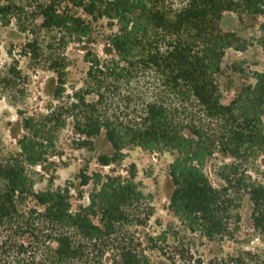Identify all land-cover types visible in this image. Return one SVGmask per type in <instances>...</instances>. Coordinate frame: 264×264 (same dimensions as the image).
I'll return each instance as SVG.
<instances>
[{"label":"trees","instance_id":"16d2710c","mask_svg":"<svg viewBox=\"0 0 264 264\" xmlns=\"http://www.w3.org/2000/svg\"><path fill=\"white\" fill-rule=\"evenodd\" d=\"M225 11L256 21L264 48V0H0V21L17 20L28 35L25 56L57 76V103L24 118L19 151L0 161V264H152V248L169 252L159 245L163 232L146 239L139 233L153 210L135 172L125 177L83 170L80 200L85 187L93 189L88 203L77 207L73 183L34 190L28 166L47 160L53 134L68 123L84 146L106 137L113 153L99 157L102 166L121 160L133 145L172 153L171 205L198 239L235 241L246 197L253 228L264 239V184L247 169L264 154V74L246 94L222 102L226 51L251 46L221 29ZM102 20L110 55L88 51L84 85L68 90L72 61L66 48L91 42ZM216 153L232 159L215 165L220 184L206 170ZM29 199L39 206H29ZM177 246L168 255L173 264L184 253ZM195 264H264V251L207 258L197 248Z\"/></svg>","mask_w":264,"mask_h":264},{"label":"rangeland","instance_id":"374dc122","mask_svg":"<svg viewBox=\"0 0 264 264\" xmlns=\"http://www.w3.org/2000/svg\"><path fill=\"white\" fill-rule=\"evenodd\" d=\"M17 24L18 21L14 19L9 23L0 21V161L19 151L18 141L27 131L23 124L24 118L47 113L48 108L57 103L56 74L25 56L28 35L21 32ZM220 27L226 32H236L251 43L244 51L228 49L223 58L220 95L222 102L227 105L238 95L246 94L250 86L256 84L258 75L264 74V48L258 42L261 35L259 24L250 18L240 21L236 12L225 11ZM108 33L107 20H102L95 25V35L91 42H71L68 45L66 53L72 61L68 90L73 86L80 88L84 85L87 71L84 57L88 51L99 53L103 58L109 57L106 50ZM49 145L50 155L47 160L28 166V176L38 193L73 183L71 193L75 207L81 202L87 204L88 195L93 189L92 184L85 187V198L80 200L79 190L82 188L78 176L83 170L90 174H121L125 177L136 173L135 183L149 199L153 210L148 226L140 228L139 233L146 239L148 235H160L163 232L159 245L169 251L164 255L159 248H152L149 251L152 264H173L168 255L175 252L174 247H179L177 245L182 247L185 256L178 254L175 264H195L197 248L207 258L213 254H234L238 250L264 251V239L252 225V205L247 197L240 209L242 223L235 241L206 242L198 239L196 233L186 231L170 200L174 189L169 175V166L175 158L172 153L146 150L133 145L124 151L121 160L102 166L99 157L113 153L106 137L100 135L92 144L84 146L70 123L53 134ZM224 162L231 163L232 159L216 153L206 166L216 184H220L221 180L215 174V165ZM247 169L253 180L264 184V154L259 153L257 158L251 160ZM28 205L39 206V203L29 199ZM152 245L149 244L150 247Z\"/></svg>","mask_w":264,"mask_h":264}]
</instances>
